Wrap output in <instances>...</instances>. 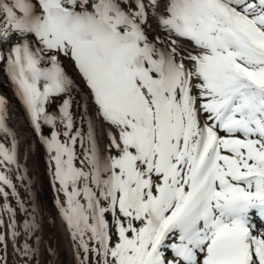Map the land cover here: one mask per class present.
<instances>
[{"label": "snow or ice", "instance_id": "snow-or-ice-1", "mask_svg": "<svg viewBox=\"0 0 264 264\" xmlns=\"http://www.w3.org/2000/svg\"><path fill=\"white\" fill-rule=\"evenodd\" d=\"M0 72V264H264V0H0Z\"/></svg>", "mask_w": 264, "mask_h": 264}, {"label": "bare ground", "instance_id": "bare-ground-1", "mask_svg": "<svg viewBox=\"0 0 264 264\" xmlns=\"http://www.w3.org/2000/svg\"><path fill=\"white\" fill-rule=\"evenodd\" d=\"M68 71L77 79L78 77L70 65L66 63ZM0 80L6 82L5 77L0 76ZM4 85H1L3 89ZM82 87V85H81ZM86 91V90H85ZM2 93V91H0ZM9 110L13 114L11 119L12 126L19 132L21 147H24V141L27 140L28 159L26 161L27 170L33 176L37 188V202L41 204L42 210L50 217H55L56 212L52 206V190L45 180V166L42 154L35 150V137L28 125L23 108L18 104L14 97L9 99ZM45 236L52 238V244L56 250V257L54 264H74L73 249L71 247L70 239L65 233L63 226L60 224L59 219H56L55 224L49 223L45 225ZM41 262L48 259L42 255Z\"/></svg>", "mask_w": 264, "mask_h": 264}]
</instances>
